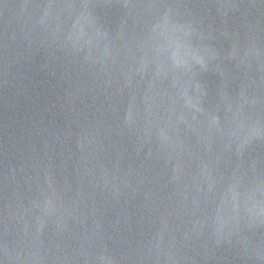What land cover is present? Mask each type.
<instances>
[{
  "label": "water",
  "instance_id": "95a60500",
  "mask_svg": "<svg viewBox=\"0 0 264 264\" xmlns=\"http://www.w3.org/2000/svg\"><path fill=\"white\" fill-rule=\"evenodd\" d=\"M0 264H264V0H0Z\"/></svg>",
  "mask_w": 264,
  "mask_h": 264
},
{
  "label": "clouds",
  "instance_id": "9594fccd",
  "mask_svg": "<svg viewBox=\"0 0 264 264\" xmlns=\"http://www.w3.org/2000/svg\"><path fill=\"white\" fill-rule=\"evenodd\" d=\"M192 59H195L197 62L203 61V56L200 54L198 50L192 49L189 52Z\"/></svg>",
  "mask_w": 264,
  "mask_h": 264
},
{
  "label": "snow or ice",
  "instance_id": "6c2138e0",
  "mask_svg": "<svg viewBox=\"0 0 264 264\" xmlns=\"http://www.w3.org/2000/svg\"><path fill=\"white\" fill-rule=\"evenodd\" d=\"M217 123H218V118L213 117V118H212V124L215 125V124H217Z\"/></svg>",
  "mask_w": 264,
  "mask_h": 264
}]
</instances>
